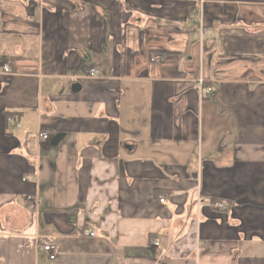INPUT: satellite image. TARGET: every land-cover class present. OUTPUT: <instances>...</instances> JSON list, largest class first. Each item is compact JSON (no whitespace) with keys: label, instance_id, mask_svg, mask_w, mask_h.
Segmentation results:
<instances>
[{"label":"crops","instance_id":"obj_1","mask_svg":"<svg viewBox=\"0 0 264 264\" xmlns=\"http://www.w3.org/2000/svg\"><path fill=\"white\" fill-rule=\"evenodd\" d=\"M194 9L0 0V264H264V0Z\"/></svg>","mask_w":264,"mask_h":264},{"label":"built area","instance_id":"obj_2","mask_svg":"<svg viewBox=\"0 0 264 264\" xmlns=\"http://www.w3.org/2000/svg\"><path fill=\"white\" fill-rule=\"evenodd\" d=\"M194 1V11L192 12V18L195 20H201L202 18V8L203 5L205 3V0H192ZM154 61L155 62H160L161 58L159 56H154ZM12 73V69L10 68V66H8L7 64H0V75H9ZM89 75L91 77H97L99 75V72L96 69H91L89 72ZM212 92L211 89H202V98H208L210 93ZM7 123L10 126H14L17 128H21L22 125L20 124V122L18 121V118L16 115H8L7 116ZM40 138L43 141H48L49 140V135L47 133L41 132L40 134ZM35 198L30 196L28 197V201H34ZM165 199H161V203H164ZM213 208L216 209L219 212H224L226 211V205L225 203L222 202H218V203H214ZM87 235L93 237L95 235V233L93 231H86L85 232ZM155 246H159V243H155ZM40 248L43 252H45L48 256V259L53 261L56 259V253H57V247L54 243L48 241L45 238H41L40 239Z\"/></svg>","mask_w":264,"mask_h":264},{"label":"trees","instance_id":"obj_3","mask_svg":"<svg viewBox=\"0 0 264 264\" xmlns=\"http://www.w3.org/2000/svg\"><path fill=\"white\" fill-rule=\"evenodd\" d=\"M8 115H13V113H7V116H8Z\"/></svg>","mask_w":264,"mask_h":264}]
</instances>
